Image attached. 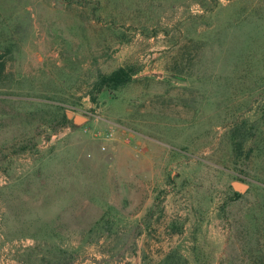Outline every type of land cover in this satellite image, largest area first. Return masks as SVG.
<instances>
[{"label": "rangeland", "instance_id": "obj_1", "mask_svg": "<svg viewBox=\"0 0 264 264\" xmlns=\"http://www.w3.org/2000/svg\"><path fill=\"white\" fill-rule=\"evenodd\" d=\"M18 14L0 85V264H22L13 255L46 226L78 262L133 238L119 264L173 247L190 264H264V0H0L1 23ZM127 63L134 80L93 102L97 73ZM48 102L71 121L53 122ZM241 119L259 121L247 165L228 136ZM137 131L171 164L134 191L131 163L154 156ZM101 217L110 237L79 244Z\"/></svg>", "mask_w": 264, "mask_h": 264}, {"label": "trees", "instance_id": "obj_2", "mask_svg": "<svg viewBox=\"0 0 264 264\" xmlns=\"http://www.w3.org/2000/svg\"><path fill=\"white\" fill-rule=\"evenodd\" d=\"M95 8V7H94ZM27 13V10H23ZM22 14H18L16 17L9 19L7 24L1 23L0 21V85L3 80L10 76L6 69L7 62L12 58L14 48L17 49V43L14 39L15 32L11 29L16 26V23L21 19ZM20 18V19H19ZM140 71L134 63H127L118 66L107 73L98 72L96 78L91 82L89 86L88 94L93 102L96 101L97 96L102 91L112 93L121 87L132 82L135 75ZM47 105L52 109L51 113L54 114L52 120L56 124L64 125L71 120L66 116L63 105H55L48 102ZM71 107V106H69ZM264 122V114L262 115ZM51 121V122H52ZM259 126L258 120H246L241 119L240 121L233 123L228 130V136L231 141L232 155L234 163L240 165H247L251 154L254 150V138L256 136L257 127ZM242 180L241 178H238ZM28 222L29 221L27 219ZM148 226V224H146ZM46 226V225H44ZM139 227V226H137ZM140 228V227H139ZM108 232L105 237H110L112 234L111 224L107 221L103 222V218L94 221L91 227L84 233L83 236H87L86 240L80 243H91L99 242V239L95 238L92 240V235L96 237H102L104 232ZM141 228H134L130 232L131 237L139 235ZM62 234L57 232L56 229L50 227H38L34 232L31 233V237L34 242L31 245L23 246L18 250L13 258L22 264H119L120 258L126 256V252L135 253L136 243L133 238L129 241H125L123 246L116 251V246L107 249L108 253L104 251L100 258L89 257L83 259L80 262L77 261L78 250L73 245H69L62 240H57V237L61 238ZM141 264H151L150 261H146V257H143ZM156 264H190L185 255L179 249V247H173L162 258L158 260Z\"/></svg>", "mask_w": 264, "mask_h": 264}, {"label": "crops", "instance_id": "obj_3", "mask_svg": "<svg viewBox=\"0 0 264 264\" xmlns=\"http://www.w3.org/2000/svg\"><path fill=\"white\" fill-rule=\"evenodd\" d=\"M136 133L138 135L137 143L141 144L142 147H144V150L147 152V154L150 155L151 153H153L154 156L152 157L147 156L143 159L137 158L134 159V161L131 163V168L133 170L132 174L135 179L134 188L132 189L134 191H138L139 183L142 182V178L144 176H146L148 179L150 178V176H152L156 182L162 181V178H164V175L166 174L165 167L171 164L170 158L169 157L165 158L164 154H158L157 157L156 152L163 151L164 148L162 147V145L164 144H161L159 141L157 142V140L154 141V139L150 140L151 138L149 137V135H145L141 131H137ZM177 161L178 162L182 161L184 164H187L188 162L185 159L182 160L177 159ZM191 161L195 162L197 160L194 158ZM135 187L137 188L135 189ZM132 196L137 197V194L134 192ZM147 204L150 207L151 202L149 201V196H147ZM168 219H169L167 220L168 222L167 221L166 222L169 226L170 221L173 218L170 216ZM148 221L149 222H148L147 230L149 231L155 228V220L151 216L150 218H148Z\"/></svg>", "mask_w": 264, "mask_h": 264}, {"label": "water", "instance_id": "obj_4", "mask_svg": "<svg viewBox=\"0 0 264 264\" xmlns=\"http://www.w3.org/2000/svg\"><path fill=\"white\" fill-rule=\"evenodd\" d=\"M68 116H69V114H68ZM81 117H74V121L76 122H79V121H82V118L80 119ZM233 187H234V189L235 190H237V191H240V192H242V191H244V189L247 187V185L246 184H243V183H241V182H234L233 183Z\"/></svg>", "mask_w": 264, "mask_h": 264}, {"label": "built area", "instance_id": "obj_5", "mask_svg": "<svg viewBox=\"0 0 264 264\" xmlns=\"http://www.w3.org/2000/svg\"><path fill=\"white\" fill-rule=\"evenodd\" d=\"M112 137H113V132L112 131H107V132L103 133V135H101L102 140H105V141L111 139ZM101 148L105 149V146L102 145Z\"/></svg>", "mask_w": 264, "mask_h": 264}]
</instances>
